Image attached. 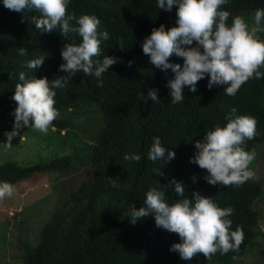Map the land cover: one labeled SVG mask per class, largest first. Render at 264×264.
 <instances>
[{
  "label": "trees",
  "instance_id": "trees-1",
  "mask_svg": "<svg viewBox=\"0 0 264 264\" xmlns=\"http://www.w3.org/2000/svg\"><path fill=\"white\" fill-rule=\"evenodd\" d=\"M257 9H264V0H228L221 10L229 12L231 25L237 16L252 18ZM67 11L77 18L96 16L101 21L100 30L109 34V39L101 44L103 55L115 57L118 62L102 74L103 87L97 86L95 76L86 77L80 72L67 88L54 89L59 111L52 124L56 130L73 127L68 113L90 102L98 103L102 122L94 141L85 143L91 174L71 191L60 194L40 230L37 244L22 255V264H184L179 253L170 250L173 244L182 242L178 234L157 227L152 215L135 224L129 222L131 205L137 209L145 206L146 193L151 188L165 191L169 204L177 202L181 197L168 186L173 179L185 185L184 196L188 199H194L192 194L196 192L221 208H233L229 217L231 230L240 227L243 242L239 251L217 252L210 260L233 264L259 234L253 203L262 191L261 182L251 178L238 187L213 186L204 179L209 175L207 170L190 160L198 151L195 142L203 141L206 132L217 124L224 126L225 116L232 108L237 109V115L257 121L258 135L247 141L245 150L251 152L264 143V75L249 79L230 97L225 94L224 85L208 89L206 74L197 83L195 93L185 87L184 100L173 104L166 84L174 73L151 65L141 45L153 28L163 24L167 31L176 26L175 5L165 11L158 9L157 0H69ZM32 15L39 14L10 11L0 0V137L13 131L16 103L12 95L16 84L23 83L19 73L50 81L67 76L59 70L65 63L61 57L63 45H78L82 40L74 33L61 36L59 28L52 33H39L30 22ZM72 23L78 26L75 21ZM20 47L27 48L26 56L18 54ZM40 56H45V60L39 68L31 71L26 67V61ZM169 62L182 66L183 58L173 54ZM152 88L158 89L159 100L143 102L140 92L147 96ZM155 137H159L163 147L175 152L174 159L152 162L147 158ZM130 154L140 155L141 160H125L124 156ZM154 169H161L163 175ZM75 170L71 157L64 154L30 165L4 160L0 162V183L32 180L36 174L46 172L66 176L58 180L61 182L70 180ZM262 242L260 254L264 259V234ZM193 258L205 257L198 253Z\"/></svg>",
  "mask_w": 264,
  "mask_h": 264
},
{
  "label": "clouds",
  "instance_id": "clouds-1",
  "mask_svg": "<svg viewBox=\"0 0 264 264\" xmlns=\"http://www.w3.org/2000/svg\"><path fill=\"white\" fill-rule=\"evenodd\" d=\"M227 2L157 0L158 9L171 11L176 6V26L167 31L163 24L153 28L141 46L151 65L161 71L170 69L174 73V78L166 84L170 89L171 103L184 100L185 87L195 93L197 83L206 74L208 89L224 85L225 94L230 97H234L249 79L264 75L259 71L264 67V41L257 35L264 31L261 27L264 9L255 11L251 27L241 16L235 17L229 25V12L221 10ZM68 3L69 0H3L4 7L10 11L38 13V16H30V22L39 33H52L59 28L61 36L68 37L74 33L82 38L78 45L64 44L61 50L65 63L59 66V70L66 72L67 76L50 81L46 77L28 78L25 72L19 73V80L23 83L16 84L12 95L16 107L12 113L13 131L5 133L8 148L12 147L11 141L22 127L47 134L59 116L54 89L67 88L71 79L80 72L86 77L95 76L97 86L103 87L102 74L118 62L115 57L103 55L101 44L109 39V34L100 30L101 21L96 16L82 15L77 18L69 14ZM73 21L78 26H73ZM194 41L195 46H192ZM27 51V48L20 47L18 54L26 56ZM173 54L183 58L182 66L169 62ZM44 60L45 56L28 60L26 67L35 70ZM157 93L158 89L152 88L147 96L140 92L139 98L145 103L149 99L158 101ZM225 120L227 123L224 126L217 124L213 130L206 132L203 141L195 142L198 151L190 162L207 170L209 175L204 179L208 184L238 187L255 175L249 165L256 153L246 151L245 145L258 135L257 121L251 116L237 115L236 108L230 110ZM70 154V151L64 153ZM147 158L152 162L170 161L175 158V152L163 147L159 137H155ZM124 159L139 162L141 156L130 154ZM154 172L163 175L161 169H154ZM168 186L181 197L177 202L169 204L165 191L151 188L146 193L145 206L137 209L131 205L129 222L135 224L141 218L154 216L157 227L179 235L182 242L173 244L170 250L177 251L182 260H191L198 253L211 260L217 252L227 254L239 251L244 233L240 227L231 230L229 217L234 211L232 207L221 208L211 198L196 192L192 194L194 199H188L184 196L185 185L175 179ZM14 191L12 184L0 183V200L12 196Z\"/></svg>",
  "mask_w": 264,
  "mask_h": 264
},
{
  "label": "rangeland",
  "instance_id": "rangeland-1",
  "mask_svg": "<svg viewBox=\"0 0 264 264\" xmlns=\"http://www.w3.org/2000/svg\"><path fill=\"white\" fill-rule=\"evenodd\" d=\"M251 27L254 23L250 16H242ZM264 28V24H261ZM264 34V31L258 32ZM260 39L264 37L258 36ZM260 69L264 70V67ZM97 102H90L84 108L70 111L74 126L62 130L50 127L47 134L32 128L22 127L13 137L12 147H6V135L0 137V162L11 160L21 165H30L48 161L51 158L70 151L73 166L76 168L70 180L58 182L66 176L46 172L36 174L34 178L12 184L15 191L12 196L0 200V264H22V255L38 242L43 225L49 220L60 194L71 191L90 174L91 169L86 142L92 143L101 124ZM80 123V126H79ZM255 159L249 165L254 172L252 179L261 182L262 191L253 203L258 213L260 231L251 240L244 253L235 258L233 264H264L260 249L264 234V143L255 147ZM251 151V152H252ZM184 264H217L206 258L185 260Z\"/></svg>",
  "mask_w": 264,
  "mask_h": 264
}]
</instances>
